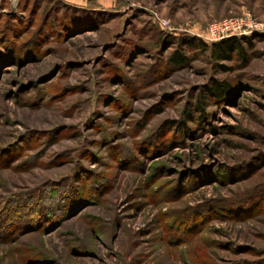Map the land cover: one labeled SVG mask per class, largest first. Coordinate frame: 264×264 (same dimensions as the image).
Listing matches in <instances>:
<instances>
[{"label": "rangeland", "instance_id": "rangeland-1", "mask_svg": "<svg viewBox=\"0 0 264 264\" xmlns=\"http://www.w3.org/2000/svg\"><path fill=\"white\" fill-rule=\"evenodd\" d=\"M257 1L0 0V264H264Z\"/></svg>", "mask_w": 264, "mask_h": 264}, {"label": "trees", "instance_id": "trees-1", "mask_svg": "<svg viewBox=\"0 0 264 264\" xmlns=\"http://www.w3.org/2000/svg\"><path fill=\"white\" fill-rule=\"evenodd\" d=\"M247 39V36H232L209 44L203 40H199L196 38H186L185 44L189 48H197L200 51L208 50L210 56L216 61L231 60L236 57L240 61L241 66H245L248 62V55L246 53L245 46V43H247ZM169 60L172 65H180L182 62H184L182 59V55L177 52L173 53L169 57ZM220 68L223 70L229 69L222 64L220 65ZM225 90H227L226 85L215 81L213 83V86H211L209 93H211L213 96H220L223 95Z\"/></svg>", "mask_w": 264, "mask_h": 264}, {"label": "built area", "instance_id": "built-area-1", "mask_svg": "<svg viewBox=\"0 0 264 264\" xmlns=\"http://www.w3.org/2000/svg\"><path fill=\"white\" fill-rule=\"evenodd\" d=\"M251 21V16L246 14L239 18H227L220 23H212L206 29L205 38L217 42L232 36H248L256 32L264 33V23Z\"/></svg>", "mask_w": 264, "mask_h": 264}, {"label": "crops", "instance_id": "crops-1", "mask_svg": "<svg viewBox=\"0 0 264 264\" xmlns=\"http://www.w3.org/2000/svg\"><path fill=\"white\" fill-rule=\"evenodd\" d=\"M254 5H256V6L258 7V9L264 11V2H263V1L259 0V1H257ZM254 5H253V6H254ZM247 6L250 7V5H247ZM253 6H252V7H253ZM254 7H255V6H254ZM254 7H253V8H254ZM243 8H245V6H244Z\"/></svg>", "mask_w": 264, "mask_h": 264}]
</instances>
